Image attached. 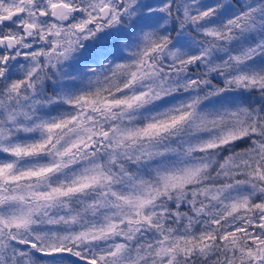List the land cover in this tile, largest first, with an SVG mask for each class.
I'll list each match as a JSON object with an SVG mask.
<instances>
[{"label": "snow or ice", "instance_id": "obj_1", "mask_svg": "<svg viewBox=\"0 0 264 264\" xmlns=\"http://www.w3.org/2000/svg\"><path fill=\"white\" fill-rule=\"evenodd\" d=\"M0 264H264V0H0Z\"/></svg>", "mask_w": 264, "mask_h": 264}]
</instances>
